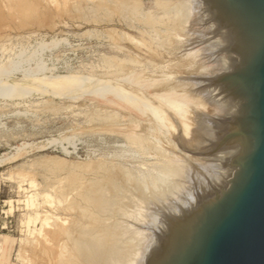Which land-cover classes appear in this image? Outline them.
<instances>
[{
    "label": "bare ground",
    "instance_id": "6f19581e",
    "mask_svg": "<svg viewBox=\"0 0 264 264\" xmlns=\"http://www.w3.org/2000/svg\"><path fill=\"white\" fill-rule=\"evenodd\" d=\"M111 1L121 13L148 18L153 28L163 35L161 40L153 41L164 56L156 64L157 69L150 62L129 58L123 65L115 66L112 58L102 57L100 73L92 85H85L82 79L72 76L53 77L50 81L58 92L77 96L91 88L100 106L101 113L96 116L102 119V133L109 129L113 139L122 140L133 149V157L139 158L137 168L129 166L136 168L137 173L120 161L96 163L94 160V171L90 170L94 178L85 183L86 187L80 185L81 191L70 197L69 207L76 210V216L66 232L67 255L53 264H146L151 246L169 221L197 206V189L213 180L224 167L223 140L214 114L233 71L234 59L229 42L222 36L204 0H154L147 10L141 0ZM49 46L43 48L49 49ZM174 52L178 54V62L171 57V61L164 58ZM152 57L156 58V53ZM16 58L14 61L4 58V63L1 60L6 67L0 63V71L2 66L8 69L5 62L15 63ZM41 62L39 66L43 69L45 62ZM13 85L0 87L11 89L15 88ZM30 85L21 84L25 88ZM115 85L121 86L125 97L113 91ZM31 92L38 91H27ZM96 93L104 95L96 96ZM107 104L113 108L109 114ZM72 184L78 185V182Z\"/></svg>",
    "mask_w": 264,
    "mask_h": 264
},
{
    "label": "rangeland",
    "instance_id": "374dc122",
    "mask_svg": "<svg viewBox=\"0 0 264 264\" xmlns=\"http://www.w3.org/2000/svg\"><path fill=\"white\" fill-rule=\"evenodd\" d=\"M141 1L146 10L154 2ZM115 7L111 0H0V63L4 58H19L15 63L5 62L8 69L1 63L0 71V86L12 83L15 87H0V264H53L65 257L66 232L76 216L69 202L81 191L80 185L86 187L94 178L90 172L94 165L102 160L120 161L137 171L139 158L133 157V149L113 139L109 129L102 133L100 106L92 89L77 96L60 93L50 83L58 77H73L92 85L102 57L112 58L115 66L129 58L150 62L157 69L164 55L153 40H161L162 33L146 16L124 14ZM155 53L156 58L152 57ZM175 55L167 53L164 58L174 61ZM22 67L30 71L25 73ZM31 89L38 92L27 93ZM113 91L126 96L120 85ZM110 106H106L107 114L113 109Z\"/></svg>",
    "mask_w": 264,
    "mask_h": 264
},
{
    "label": "water",
    "instance_id": "95a60500",
    "mask_svg": "<svg viewBox=\"0 0 264 264\" xmlns=\"http://www.w3.org/2000/svg\"><path fill=\"white\" fill-rule=\"evenodd\" d=\"M233 54L214 114L222 171L174 216L146 264H264V0H204Z\"/></svg>",
    "mask_w": 264,
    "mask_h": 264
}]
</instances>
